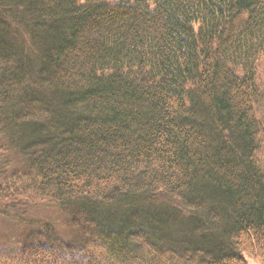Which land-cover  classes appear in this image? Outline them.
Returning a JSON list of instances; mask_svg holds the SVG:
<instances>
[{
  "label": "trees",
  "instance_id": "obj_1",
  "mask_svg": "<svg viewBox=\"0 0 264 264\" xmlns=\"http://www.w3.org/2000/svg\"><path fill=\"white\" fill-rule=\"evenodd\" d=\"M42 204L0 264H264V0H0V216Z\"/></svg>",
  "mask_w": 264,
  "mask_h": 264
},
{
  "label": "rangeland",
  "instance_id": "obj_2",
  "mask_svg": "<svg viewBox=\"0 0 264 264\" xmlns=\"http://www.w3.org/2000/svg\"><path fill=\"white\" fill-rule=\"evenodd\" d=\"M1 210L2 208L0 207V212ZM65 212L59 205L42 204L41 206L14 213L12 216L13 220L0 216V241L6 242L18 239L20 235L27 234L43 225L56 229L57 232L65 235L67 239L70 230L66 227V223L70 216ZM245 260L246 264H262L261 260L251 256H245Z\"/></svg>",
  "mask_w": 264,
  "mask_h": 264
}]
</instances>
